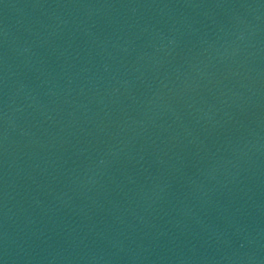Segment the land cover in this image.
I'll use <instances>...</instances> for the list:
<instances>
[{
	"label": "water",
	"instance_id": "95a60500",
	"mask_svg": "<svg viewBox=\"0 0 264 264\" xmlns=\"http://www.w3.org/2000/svg\"><path fill=\"white\" fill-rule=\"evenodd\" d=\"M0 264H264V0H0Z\"/></svg>",
	"mask_w": 264,
	"mask_h": 264
}]
</instances>
